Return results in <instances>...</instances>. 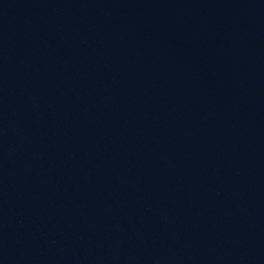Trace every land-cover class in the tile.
<instances>
[{
	"label": "water",
	"instance_id": "1",
	"mask_svg": "<svg viewBox=\"0 0 264 264\" xmlns=\"http://www.w3.org/2000/svg\"><path fill=\"white\" fill-rule=\"evenodd\" d=\"M0 264H264V0H0Z\"/></svg>",
	"mask_w": 264,
	"mask_h": 264
}]
</instances>
